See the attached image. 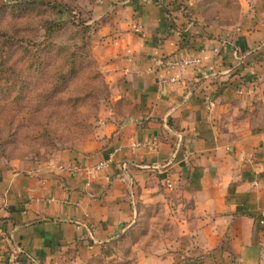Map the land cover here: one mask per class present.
<instances>
[{
  "label": "crops",
  "instance_id": "1",
  "mask_svg": "<svg viewBox=\"0 0 264 264\" xmlns=\"http://www.w3.org/2000/svg\"><path fill=\"white\" fill-rule=\"evenodd\" d=\"M228 2L237 19L215 25L201 0H106L94 50L110 103L91 141L50 162L0 167V264H59L68 255L76 264L97 256L179 264L194 252L254 263L264 113L250 115L264 87V0ZM187 54L202 65H159ZM171 76L178 80L165 83ZM109 156L101 172L61 169ZM123 242L129 253L110 251Z\"/></svg>",
  "mask_w": 264,
  "mask_h": 264
},
{
  "label": "rangeland",
  "instance_id": "2",
  "mask_svg": "<svg viewBox=\"0 0 264 264\" xmlns=\"http://www.w3.org/2000/svg\"><path fill=\"white\" fill-rule=\"evenodd\" d=\"M23 1L26 0H0V30L7 33L16 42L15 45H11L10 41L6 43L0 41V55H3L8 64L19 66L17 63L19 61L22 76L17 79L27 83V87L20 94H7L6 96L0 94V167L17 160L29 164L50 162L65 151L91 141L97 134L96 130L102 107L110 103L111 96L109 85L102 77L108 88V96L101 100L100 96L95 102L89 100L83 106H80L79 103L76 109L72 106L74 104L73 99L78 96L77 93L79 88L83 87V83L88 82V86L94 88L95 91H101L103 87L102 84L98 85L92 80L88 81L87 77L94 76L95 70H88L87 68L81 73L83 77L75 81L72 80L63 94L58 96L56 94L55 100H60V107L53 109L52 105L46 104L45 100L50 97L49 94L56 88L55 85L59 84V76L62 71L67 69L60 67L56 70L63 59L58 57L56 49H52L50 52L45 49L44 22L59 16L48 8H38ZM53 1L61 5H68L70 10L74 12H80L82 19L86 20L92 16V19L89 20L91 47L87 49L86 53L89 54L90 49L97 61L94 50L95 34L101 28V22L106 16V14L104 15L106 0ZM200 5L206 21H214L215 25L232 23L237 17L238 5L229 3L228 0H201ZM180 10L184 15L189 12L188 7ZM100 14H103L101 18H99ZM188 15L190 17L189 13ZM67 17L70 16L66 12L63 19ZM75 34L76 32L72 27H66L57 35L54 42L58 44H73L74 42L80 46L82 44L81 38ZM72 50L77 52L75 49ZM89 68L92 67L89 66ZM98 68L101 72L99 64ZM101 75L103 76L102 73ZM58 88H61V85L57 86ZM262 91L261 100L258 99L253 102L254 108L250 115L256 121L261 117L260 114L264 113V87ZM14 97L15 101H13ZM37 109H40L39 113L35 112ZM72 110L78 113L84 122L74 128L62 124V121L65 122L64 119L69 116ZM75 123L77 124L78 121L75 120ZM127 249H130L127 243H120L113 245L110 251L121 253L127 252ZM211 256L212 252L209 254L194 252L185 263L179 264H217ZM253 260L254 263L252 264H264V232L258 253ZM76 262L73 258L66 257L59 264H76ZM88 262L82 261L80 264H89ZM119 262L120 264H135L133 259L119 260ZM243 262L237 261V264H243ZM172 264L177 263L174 261Z\"/></svg>",
  "mask_w": 264,
  "mask_h": 264
},
{
  "label": "trees",
  "instance_id": "3",
  "mask_svg": "<svg viewBox=\"0 0 264 264\" xmlns=\"http://www.w3.org/2000/svg\"><path fill=\"white\" fill-rule=\"evenodd\" d=\"M24 3L28 5H34L38 8H48L52 10L53 12H56V14L59 16L54 19H49L44 22L43 29H44V40L46 43L45 49L50 52L52 49H56L58 57H61L63 59V62L56 67V70L58 68L66 67L67 69L65 71H62L61 75L59 76V84L57 83L54 88V90L49 94L50 97H48L45 102L48 104V106L53 107V109H56L61 106L60 100L56 101V97L60 94H63L66 91V87L72 80H78L79 78H82L83 75H81L82 71H85V69L88 68V70H95L94 76L87 77L88 81H93L94 83H97L98 85L102 84L101 91H95L94 88H91L88 86V82L83 83V87L79 88L78 96L73 99L74 104L72 105L75 109L77 108V105L80 103V106H83L84 104H87L89 100L95 102L99 99L105 98L108 96V88L105 82L103 81V76L101 75V72L99 71L97 61L92 54V51L89 54H87V49L90 46V30L91 27L89 25V20L92 19V16L88 17L86 20L82 19L80 12H74L70 10L68 5H61L60 3H57L53 0H26L23 1ZM176 9H185V6L182 4H179L175 2ZM68 13L70 17H67L66 19H63V16L65 13ZM66 27H72L75 32L76 36L81 38L82 44L79 46L77 43L70 44H63V43H57L54 42L55 38L58 34H60L63 30H65ZM74 40V39H73ZM0 41L2 43H6L10 41L11 45H15V40L7 35L4 31L0 30ZM72 49H75L77 52L73 51ZM90 62V63H88ZM19 66H16L15 64H8L6 62V59L3 57V55H0V94L3 96H6L7 94H20L22 93L25 88L27 87L26 81H19L17 78L22 76V69L19 61H17ZM88 63V64H87ZM92 67V68H89ZM73 81V82H74ZM100 82V83H98ZM61 85V88L57 89V86ZM57 94V96H56ZM15 95V96H16ZM103 95V96H102ZM15 97L13 98V101ZM99 100V101H100ZM45 104V107H46ZM79 106V107H80ZM41 107V106H40ZM35 112L39 113L40 109H37ZM55 114V113H53ZM52 114V115H53ZM62 121L63 125L69 126L70 128H74L75 126H79L83 124V118H80L78 113H76L74 110L70 111L69 116H67L66 119ZM75 120L78 121V123H75ZM262 216H257L255 218L256 220V232L257 233H263L264 232V225L259 224ZM135 233L125 235L120 237V240L124 239H133L135 237ZM125 244V242H123ZM129 246V244H128ZM130 249H127V252L129 253ZM67 257L73 258L71 255H68ZM64 260V259H63ZM60 263V262H59ZM89 264H120V262L116 263V261H106L102 257H94L89 262ZM38 264V263H37ZM128 264V263H123Z\"/></svg>",
  "mask_w": 264,
  "mask_h": 264
},
{
  "label": "built area",
  "instance_id": "4",
  "mask_svg": "<svg viewBox=\"0 0 264 264\" xmlns=\"http://www.w3.org/2000/svg\"><path fill=\"white\" fill-rule=\"evenodd\" d=\"M227 42L225 41L224 45H226ZM217 52V50L215 51ZM237 56V55H236ZM202 58L196 54L194 55H183L179 58L176 59H162L159 62V65L162 68H167L171 70H184L189 67H199L202 65ZM178 80L176 76H171L170 78L164 80L165 83H174ZM113 157L109 156L107 159L98 162L91 168H84V167H78V166H69V167H62L61 169L64 171H69V172H84L86 171L87 173L91 172H101L103 170L108 169L113 165ZM123 169H126V165L123 164ZM261 224H264V220L260 222ZM11 258V257H9Z\"/></svg>",
  "mask_w": 264,
  "mask_h": 264
},
{
  "label": "clouds",
  "instance_id": "5",
  "mask_svg": "<svg viewBox=\"0 0 264 264\" xmlns=\"http://www.w3.org/2000/svg\"><path fill=\"white\" fill-rule=\"evenodd\" d=\"M70 84H71V82L68 84V86H69ZM68 86H67V87H68Z\"/></svg>",
  "mask_w": 264,
  "mask_h": 264
}]
</instances>
